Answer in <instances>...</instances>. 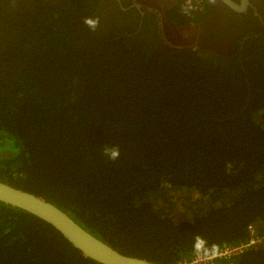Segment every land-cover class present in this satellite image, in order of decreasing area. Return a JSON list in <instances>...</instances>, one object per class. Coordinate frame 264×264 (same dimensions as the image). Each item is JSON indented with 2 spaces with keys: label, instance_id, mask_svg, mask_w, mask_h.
<instances>
[{
  "label": "trees",
  "instance_id": "trees-1",
  "mask_svg": "<svg viewBox=\"0 0 264 264\" xmlns=\"http://www.w3.org/2000/svg\"><path fill=\"white\" fill-rule=\"evenodd\" d=\"M97 2L0 0V182L148 264L245 242L248 226L261 240L235 264H264V40L158 51L131 27L92 30ZM0 264L99 263L0 202Z\"/></svg>",
  "mask_w": 264,
  "mask_h": 264
},
{
  "label": "flooded vegetation",
  "instance_id": "flooded-vegetation-1",
  "mask_svg": "<svg viewBox=\"0 0 264 264\" xmlns=\"http://www.w3.org/2000/svg\"><path fill=\"white\" fill-rule=\"evenodd\" d=\"M97 1L95 30L131 27L132 36L158 51L228 57L238 44L240 54L249 38L264 40V0H199V9L186 6L185 0Z\"/></svg>",
  "mask_w": 264,
  "mask_h": 264
},
{
  "label": "water",
  "instance_id": "water-1",
  "mask_svg": "<svg viewBox=\"0 0 264 264\" xmlns=\"http://www.w3.org/2000/svg\"><path fill=\"white\" fill-rule=\"evenodd\" d=\"M232 8H240L228 3ZM0 202L25 211L53 227L85 258L99 264H148L142 259L123 255L103 243L53 204L0 182Z\"/></svg>",
  "mask_w": 264,
  "mask_h": 264
},
{
  "label": "built area",
  "instance_id": "built-area-1",
  "mask_svg": "<svg viewBox=\"0 0 264 264\" xmlns=\"http://www.w3.org/2000/svg\"><path fill=\"white\" fill-rule=\"evenodd\" d=\"M185 5L191 6L193 9L200 8L199 0H185ZM248 230L253 237L245 242L199 251L190 259L180 260L176 264H235L237 256L261 240L260 237L254 235V230L251 226H248Z\"/></svg>",
  "mask_w": 264,
  "mask_h": 264
},
{
  "label": "clouds",
  "instance_id": "clouds-1",
  "mask_svg": "<svg viewBox=\"0 0 264 264\" xmlns=\"http://www.w3.org/2000/svg\"><path fill=\"white\" fill-rule=\"evenodd\" d=\"M85 24H87L92 30H95L99 24V20L98 18L97 19L86 18ZM103 151H104V155L107 156L109 160L114 161L119 158L120 150L118 146H110V147L106 146Z\"/></svg>",
  "mask_w": 264,
  "mask_h": 264
}]
</instances>
